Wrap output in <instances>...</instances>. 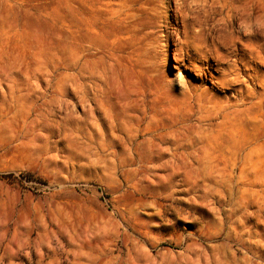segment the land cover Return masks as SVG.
Returning <instances> with one entry per match:
<instances>
[{"label":"rangeland","instance_id":"rangeland-1","mask_svg":"<svg viewBox=\"0 0 264 264\" xmlns=\"http://www.w3.org/2000/svg\"><path fill=\"white\" fill-rule=\"evenodd\" d=\"M0 264H264V0H0Z\"/></svg>","mask_w":264,"mask_h":264}]
</instances>
